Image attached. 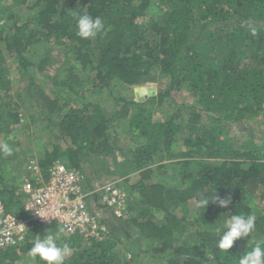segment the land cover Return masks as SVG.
I'll use <instances>...</instances> for the list:
<instances>
[{"label":"trees","instance_id":"trees-1","mask_svg":"<svg viewBox=\"0 0 264 264\" xmlns=\"http://www.w3.org/2000/svg\"><path fill=\"white\" fill-rule=\"evenodd\" d=\"M5 2L0 3V140L23 121L28 101L49 129L50 143L37 158L44 176L59 160L92 182L81 160L114 152L110 124H124L138 144L121 151L124 159L116 162L126 176L120 185L128 195L127 213L108 219L102 239L61 233L58 243L72 249L64 264H146L138 260L142 251L151 264H238L256 242L264 246V0ZM24 10L26 18L17 23ZM84 12L101 17L105 31L80 38L76 17ZM67 42L73 57L49 73L55 61L52 47ZM39 46L38 61L30 60L31 49L35 54ZM3 51L27 81L17 100L9 94ZM36 73L50 86L37 84ZM164 79V87L144 101L115 96L110 113L85 95L105 92L116 81L131 86ZM180 89L187 90L190 103L181 102L163 120H153L151 106ZM243 122L246 137L238 140L231 129ZM8 162L0 154V201L7 211L26 217L19 189L24 175L8 176ZM135 172L137 180L128 184L127 174ZM210 193L230 197L231 204L210 201L199 207L201 197ZM191 200L198 211L189 221L186 212L179 216L175 209H186ZM156 213H162L160 219ZM253 213L254 231L227 251L219 250L224 221ZM59 228L34 222L21 242L0 248V264H46L33 261L28 250L37 235ZM132 231L147 240L144 250L131 238ZM249 237L254 239L250 243Z\"/></svg>","mask_w":264,"mask_h":264},{"label":"rangeland","instance_id":"rangeland-1","mask_svg":"<svg viewBox=\"0 0 264 264\" xmlns=\"http://www.w3.org/2000/svg\"><path fill=\"white\" fill-rule=\"evenodd\" d=\"M1 4H5V0H2L0 2ZM18 7H15V9ZM24 8V7H22ZM21 17L19 18L17 23H21L28 14L27 10L22 11ZM2 23V22H1ZM1 25V24H0ZM39 50V52L34 53V49H31L32 57H30V60L32 61H38V54L43 50L42 46H39L36 48ZM52 57L55 58L53 66H50L48 68V72L53 74L57 71V66L61 64V62L66 59V57H73L71 50H70V43H64L55 47H52L50 51ZM5 57V64H6V73L10 80V89L9 94L13 96L14 100H17V94H23V87L27 83L26 79H24V75L19 73L18 65L16 61L8 57V54L3 51ZM35 68H33V71ZM78 70V68H77ZM31 72V70H29ZM81 69L77 71V73H80ZM37 79L35 82L43 87L50 86V83L47 80L41 79V76L36 73ZM23 78V79H22ZM166 80H162L160 82H157L155 80L152 81H146L141 84H134L131 86H126L125 84L121 82H113L112 88L107 89V91L102 93H92L90 90H88L87 93H85L88 100H97L101 106L107 111L111 112L113 107V98L115 96H126L128 98L132 97L134 100L136 99V89L140 88L141 86H155V93L152 95L146 96L143 100H146L150 96H153L157 93L158 89L161 87L163 88L165 85ZM87 87V86H85ZM110 92H109V91ZM144 91L146 92V88H144ZM28 100V99H27ZM140 101V100H137ZM181 102L190 103V96L187 90L180 89V90H173L171 92V95L169 97H166L163 101V103L160 106H157V104H150L151 110L153 111L152 118L153 120H163L166 115L176 111L177 104ZM120 105L115 106V108H119ZM38 108L33 102H28L26 104V107L21 111L22 113V119L23 121L17 125H14V129L12 131V135H10L7 140H0V143H7L12 148L11 155H7L9 158L8 167L9 168L6 172L8 176H16L18 175V171L21 175L26 176L27 169H26V160L29 158H33L37 160V158L40 155V151L45 147L47 143H50V139L48 138V128L43 127V116H41L38 112ZM25 122V123H24ZM245 123L238 124L236 126H233L231 129V133H234L235 137L238 140H242L246 137V135H243L242 133L245 131ZM48 129V130H47ZM53 131L58 134V127H53ZM109 138L112 141L114 145V152L111 154L106 155H87L85 158L81 160L82 168L85 169V171L88 174H91L93 179L92 181H107L111 180L113 178L120 179V182L126 177L121 176L119 171L120 168L117 167V161H121L124 159V153L127 149L134 148L137 146V142L134 141L131 136L125 132L124 124H121L120 122H116L113 124H110L109 130H108ZM257 136V135H256ZM258 141V140H256ZM47 146V145H46ZM178 148V146H177ZM124 153H122V152ZM264 151V146H262V152ZM15 152V153H14ZM115 160V161H114ZM166 162V160H162ZM157 163L161 162L159 160L156 161ZM116 163V164H115ZM155 163V164H157ZM132 173L127 174L129 178L128 184H131L135 182L138 178V174ZM119 174V175H118ZM19 177V178H20ZM197 206L196 203L191 200L188 201L186 204V209L182 206L177 207L175 209V212L180 216L186 212V219L191 221L196 212H197ZM254 214V213H253ZM156 219H160V216L162 213H156ZM256 215V214H255ZM109 231V228H107ZM137 232L132 231L131 238L137 242V245L140 246L142 250H144L148 245L146 244V239L143 241L142 239L137 237ZM122 239V235L120 236ZM250 240L248 242H252L254 239L249 237ZM245 239H242L240 241H244ZM117 248L121 249V244H117ZM72 249H70L68 256L71 254ZM67 256V257H68ZM127 258L128 255L126 254ZM150 255L148 253H145L144 251L139 254L138 260H141L142 262L146 264H151L150 262ZM16 264H28L24 261H18ZM131 264H134L131 262Z\"/></svg>","mask_w":264,"mask_h":264},{"label":"built area","instance_id":"built-area-1","mask_svg":"<svg viewBox=\"0 0 264 264\" xmlns=\"http://www.w3.org/2000/svg\"><path fill=\"white\" fill-rule=\"evenodd\" d=\"M28 175L21 182L22 207L26 217L6 210L0 201V248L21 242L34 222L55 223L67 234L102 239L108 234L109 218L127 213V192L120 179L92 181L56 160L44 176L38 161H26ZM51 216L45 219L41 216Z\"/></svg>","mask_w":264,"mask_h":264},{"label":"clouds","instance_id":"clouds-1","mask_svg":"<svg viewBox=\"0 0 264 264\" xmlns=\"http://www.w3.org/2000/svg\"><path fill=\"white\" fill-rule=\"evenodd\" d=\"M76 22L77 35L82 39L95 37L97 34L103 33L105 31L103 19L99 16L93 17L87 12L78 15L76 17ZM11 153L12 148L7 143H0V154L7 156L11 155ZM212 193H210L208 196H202L199 200L198 206L206 208L210 201L218 202L220 207H227L229 204H231L230 197L219 198ZM41 217L48 219L51 216ZM255 221V214H250L247 216L243 214L231 215L230 218L224 221L222 225V233L218 234L219 239L216 243L218 249L227 251L233 246L237 239L248 237L256 227ZM63 232L64 228L61 227L56 232L47 231V234L43 237L37 235L36 238L31 242L32 246L28 250V256L33 261L39 258L41 261L46 262V264H64L65 258L68 256L70 249L66 243H58L60 234ZM238 264H264V246H262V243L256 242L250 251H247L241 255Z\"/></svg>","mask_w":264,"mask_h":264},{"label":"water","instance_id":"water-1","mask_svg":"<svg viewBox=\"0 0 264 264\" xmlns=\"http://www.w3.org/2000/svg\"><path fill=\"white\" fill-rule=\"evenodd\" d=\"M144 88H146V92L144 91ZM136 89V99L135 100H143L146 96L152 95L155 93V86H141L140 88Z\"/></svg>","mask_w":264,"mask_h":264},{"label":"bare ground","instance_id":"bare-ground-1","mask_svg":"<svg viewBox=\"0 0 264 264\" xmlns=\"http://www.w3.org/2000/svg\"><path fill=\"white\" fill-rule=\"evenodd\" d=\"M48 168H49V167H48ZM47 171H48V169H47ZM78 171H79V170H78ZM80 172H82V171H80ZM82 173H83V172H82ZM83 174H84V173H83ZM84 175H85V179H86L87 183H90L91 181L89 182V180L87 179L86 174H84ZM109 219H110V218H109ZM112 219H119V218H112Z\"/></svg>","mask_w":264,"mask_h":264}]
</instances>
